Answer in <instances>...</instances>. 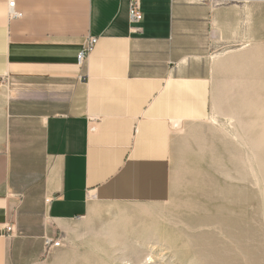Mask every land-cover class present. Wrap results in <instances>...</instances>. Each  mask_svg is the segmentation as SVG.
Here are the masks:
<instances>
[{
    "label": "crops",
    "instance_id": "crops-1",
    "mask_svg": "<svg viewBox=\"0 0 264 264\" xmlns=\"http://www.w3.org/2000/svg\"><path fill=\"white\" fill-rule=\"evenodd\" d=\"M129 8L0 0V264H42L94 202L163 200L177 130L211 113L195 60L214 45V1L140 0L138 24Z\"/></svg>",
    "mask_w": 264,
    "mask_h": 264
},
{
    "label": "rangeland",
    "instance_id": "rangeland-1",
    "mask_svg": "<svg viewBox=\"0 0 264 264\" xmlns=\"http://www.w3.org/2000/svg\"><path fill=\"white\" fill-rule=\"evenodd\" d=\"M213 1L214 45L195 60L196 75L210 84L211 113L177 130L165 198L92 203L89 215L70 226L42 264H119L117 256L132 259L131 250L142 245L164 264H203L192 255L191 239L205 232L247 264L226 232L203 226L216 217L228 186L245 195L238 214L229 216L231 224L248 228L253 211V226L264 239V0ZM196 216L201 221L190 224Z\"/></svg>",
    "mask_w": 264,
    "mask_h": 264
},
{
    "label": "bare ground",
    "instance_id": "bare-ground-1",
    "mask_svg": "<svg viewBox=\"0 0 264 264\" xmlns=\"http://www.w3.org/2000/svg\"><path fill=\"white\" fill-rule=\"evenodd\" d=\"M221 194L224 195L223 204L215 206L216 217L203 220L205 221L203 226L220 228L221 231L226 232L234 242L239 244L242 252L240 253L241 260L244 259L247 264H264V239L253 226L256 214L251 211L248 228L236 226L235 223L231 224L229 220L230 214H238L237 206L239 201L242 202V198H245L244 193L238 187L228 186ZM238 218L242 219L241 216ZM200 221V217L197 216L188 218V222L192 225H197ZM191 240L192 255L199 257L203 264H236V262L241 264L240 256L233 254L227 244L218 242L212 232L193 235ZM132 254L135 256H131ZM175 254L179 256L177 252ZM183 254L190 255V251L183 252ZM131 255L132 259H127L124 254L113 259L119 264H164L155 259L154 250H147L143 245L132 249ZM175 257L173 255L171 258ZM167 264H172V262Z\"/></svg>",
    "mask_w": 264,
    "mask_h": 264
},
{
    "label": "built area",
    "instance_id": "built-area-1",
    "mask_svg": "<svg viewBox=\"0 0 264 264\" xmlns=\"http://www.w3.org/2000/svg\"><path fill=\"white\" fill-rule=\"evenodd\" d=\"M177 1V0H176ZM9 14L12 18H21L22 14L18 13L15 9V2L9 3ZM129 17L132 24H138L143 20V13L140 9V0H130ZM98 38L91 37L88 39L82 52L79 54V65H82L86 58L95 50L98 44ZM13 227L9 226L7 232L11 233ZM61 241L47 240V245L55 248L61 247Z\"/></svg>",
    "mask_w": 264,
    "mask_h": 264
}]
</instances>
